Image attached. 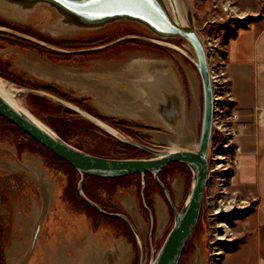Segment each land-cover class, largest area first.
I'll return each mask as SVG.
<instances>
[{"label": "rangeland", "instance_id": "1", "mask_svg": "<svg viewBox=\"0 0 264 264\" xmlns=\"http://www.w3.org/2000/svg\"><path fill=\"white\" fill-rule=\"evenodd\" d=\"M178 1L182 7L183 17L186 18L187 12L189 13L195 30L203 40L208 57V67L214 70L216 75H220L219 102L224 106L226 101L236 103L226 60L228 44L231 36L239 29L264 19V1L257 3L255 8L252 7L255 2L251 4L247 1L244 4L242 0H185L187 7L181 0ZM242 4L247 9H244ZM33 9L18 13L10 8L5 0H0V69L5 75L9 74L11 77L6 78L0 75V80L4 81L7 90H15L12 92V98L20 107L27 110L22 98L23 95H28L30 100L44 113V120H39L46 125L51 124L50 126L85 152L113 159L138 156L136 150L124 149L122 144L126 143L117 136L89 121L67 104L81 110L84 105L101 118L126 123L131 128L121 123L122 130L116 129L123 139L143 144L139 125L125 119L102 116L93 108V101L77 99L67 94L56 83L43 81L38 71L44 68L49 71L65 67L78 69L80 66L88 65L91 61L109 60L113 55L121 52L127 58L144 55L146 58L154 59L157 65L172 66L178 72L180 70L182 75L184 72L187 73L195 100L203 102L201 79L192 63L194 54L185 40H161L147 33L140 26L130 23H120L103 29L101 32L84 31L79 28L63 29L56 24V14L49 7L37 5ZM139 35L155 38L169 45L152 43L139 38ZM36 40L68 52L57 51ZM172 46L180 48L183 52L177 51ZM142 48L157 49L159 55L156 56L152 51L150 53L155 55H150L149 51H144ZM221 73L224 75L222 76ZM177 74L180 79V73ZM38 85L53 87L68 96L70 101H58L43 94L46 92L29 88ZM184 95L187 97L185 91ZM71 100H76L78 104L72 103ZM223 110L224 113L229 112L226 107ZM241 121L245 125V135L248 126L242 120V116ZM107 125L112 127L108 123ZM2 132L5 131H0V264H53L51 256H60L64 264H78L81 259L87 257L86 263L93 264V243L96 245L100 241H105L110 244L111 240L115 241V245L121 246L124 241L122 235L130 238V243L127 245L131 248L129 253L132 252L131 255L133 254L135 258L132 264H140L141 248L127 221L114 215H107V217L93 215V210L81 211L79 208L81 205L75 196L70 194L69 200L67 199L69 180L66 175L62 174V171L58 170L60 166L53 163L55 162L54 157L38 148L30 139L19 134H16L19 136L16 139ZM199 135L198 132L197 138ZM223 135L222 131L221 133L213 131V143L211 142L213 148L209 156L213 153L214 160L209 161L210 157L208 158L209 169L213 172L211 177L208 176L204 189L199 220L183 250L179 264H257L258 254L264 258V233L263 238H258L257 242L254 237L257 227L252 214L258 202L252 196H247L243 190H237L233 184L237 172L243 165L244 153L240 140L244 135L236 140V143L233 142L228 150L221 148L222 144L230 142ZM223 137L225 141H222ZM181 144L176 142L175 145L188 146ZM190 146L192 147L191 143ZM237 146L241 147V151L235 153L234 149ZM220 157H225V159ZM235 159L241 162L237 169H235ZM219 163H225L229 170L222 171L218 166ZM176 169H178L177 172H175ZM179 169L186 173L180 167L171 166L168 171L170 176L166 178L170 182L173 201L177 208L181 209L191 185L187 183L188 179L186 180L179 173ZM33 172H37L41 177L45 190L42 189ZM71 180L75 183L78 179L74 177ZM88 182L92 185L93 179H89ZM128 184L129 187L118 189L112 196H106L101 191L96 194L100 197L99 202L105 206L103 209L109 213L127 215L120 204L124 201L130 211L129 217L136 224L145 244L144 264H150L153 251L149 244H152L158 253L173 226L174 213L165 202L166 197L158 191L155 194V209L150 206L152 209L150 212L144 206V210L141 211V195L139 194L142 189L137 187L138 182L135 178L129 179ZM81 208L86 209L84 204ZM95 217L99 220L98 223L93 221ZM41 219L43 221L35 250L28 260L27 255L33 234ZM151 219L153 222L158 220L157 228L150 227ZM219 237H224V239L219 240ZM14 243L19 245L16 251L11 249ZM79 247L82 248L81 251ZM217 252L221 253L216 255Z\"/></svg>", "mask_w": 264, "mask_h": 264}, {"label": "water", "instance_id": "2", "mask_svg": "<svg viewBox=\"0 0 264 264\" xmlns=\"http://www.w3.org/2000/svg\"><path fill=\"white\" fill-rule=\"evenodd\" d=\"M181 2L187 7L185 0H181ZM5 3L18 13L33 8L35 9L37 5L49 7L51 11L56 14V24L63 29L79 28L84 31L101 32L103 29L120 23H130L140 26L155 38L161 40L183 39L190 45L194 54L192 63L200 76L203 96V114L200 135L197 138V134H193L190 136V140L187 139L192 144V147L188 145L185 148L176 147L170 150H157L155 148H149L142 143L123 139V137L121 138L111 133L122 140V142L152 154L153 158L113 159L87 153L66 142L50 126L31 115L15 101H13L14 103L10 102L0 93V115L46 149L72 165L79 172L81 178L78 183V191L81 197L97 211L105 215L121 217L129 223L141 248L140 264H144V248L136 224L132 222L128 215L122 213H109L87 198L83 192L82 185L86 176L123 178L137 174L144 176L148 172L153 173L156 181L161 185L167 195L174 213V223L158 253L155 256L152 254L150 264H179L183 250L193 234L201 214L203 193L208 181V158L213 133V96L207 56L203 40L195 30L189 13L187 12L186 18L183 17L181 20L175 0H168V2L167 0H101L99 3L94 2V0H5ZM155 38L150 37L145 39L152 43L169 45ZM36 41L57 51L68 52L50 46L45 42ZM176 50L183 52L180 48ZM162 68V81H159L160 86H158V99L161 98L162 100L157 101L156 98V101H153L152 105L154 108L153 111L163 114L167 113L170 116L169 113H171L174 108L180 112L184 110L185 95L183 85L179 78L176 80L175 77L172 79L171 76L165 79L166 74L169 75V72L172 73L173 67L168 66L166 68V66L163 65ZM155 84V88H157V81ZM190 89L193 94L192 86H190ZM43 94L63 102V100L52 95ZM67 105L97 126L101 127L99 123L107 125V123L90 115L84 110L69 104ZM169 116H164V119V117L160 115L162 119L161 123L163 126L165 125V127L168 126L169 123H172ZM182 118L181 121L183 122L184 116H182ZM174 132L178 134V136H176L177 139L185 140V138L181 136L180 130ZM172 162L183 163L192 171L190 190L181 209L177 208L169 191L158 178V174L161 170ZM42 221L43 219L39 221L34 231L30 251L27 255L28 260L35 250L41 231ZM86 258H83L79 264H86Z\"/></svg>", "mask_w": 264, "mask_h": 264}, {"label": "crops", "instance_id": "3", "mask_svg": "<svg viewBox=\"0 0 264 264\" xmlns=\"http://www.w3.org/2000/svg\"><path fill=\"white\" fill-rule=\"evenodd\" d=\"M247 1L251 4L255 2L252 5L255 8L264 0H242L244 4ZM244 4L242 7L247 9ZM125 58L121 52L109 60L91 61L78 69L65 67L49 71L44 68L38 72L43 81L56 83L67 94L93 101V108L102 116L156 127L162 119L153 111L152 104L156 98L159 101L158 86L162 81L163 65H157L154 59L142 55ZM226 60L233 95L242 120L248 126L240 140L243 165L233 184L237 190H243L258 202L252 214L257 227L254 236L257 242L264 233V19L239 29L231 36ZM156 81L157 88L154 87ZM120 204L130 216L124 201ZM110 242L112 245L105 241H100L98 245L93 243V264L133 263L135 258L132 252L129 253L131 248L127 243L122 241V245L118 246L115 241ZM79 249L82 250L81 247ZM257 264H264L260 254Z\"/></svg>", "mask_w": 264, "mask_h": 264}, {"label": "flooded vegetation", "instance_id": "4", "mask_svg": "<svg viewBox=\"0 0 264 264\" xmlns=\"http://www.w3.org/2000/svg\"><path fill=\"white\" fill-rule=\"evenodd\" d=\"M139 38L145 39L146 37L139 35ZM142 49L144 51H149V53L152 51L153 53L156 54V56L159 55L157 53L159 50H157V49H153V50H151L149 48H142ZM154 51H156V52H154ZM153 53H150V55L153 54ZM155 54H153V55H155ZM142 57H145V56L142 55ZM177 73H180L179 75L181 76V78L179 80L181 81V84L183 85V89H184V91L186 93V96H187V97H185V101H184V108H183L184 110H181V112H180V111H177L176 108H174L173 111L171 113H169L170 116L167 113L163 114V113H160V112H155L156 115L159 116L158 118H160V115L163 116V117L164 116L166 117V115L170 117V119L172 120L171 121L172 123H169L168 126H166V127H165V125L163 126V124L161 122H159V125L156 126V127L143 126V125L140 126L139 125L138 128H139L140 138L141 139L143 138V142L145 143V144L143 143V145H145V146H147L149 148L151 147V148H155L157 150H161L159 148H164V149H169V150L170 149H174L176 147L185 148L186 146H176L175 145L176 142L177 143L180 142V144L181 143L186 144L185 141L190 140V138H191L190 136L191 135L197 134V136H198V132L200 133V131H201V122H202V114H203V102L196 101L195 98L193 97V94H192L191 89H190V86H191L190 85V81H189L188 76H187L188 74L184 72V74L182 75L180 70L178 72V70L173 67L172 68V73L169 72V75L166 74L165 75L166 76L165 79H168V77L172 76L171 77L172 79H173V77H175V79L178 80V76H177L178 74ZM159 100H162V99L160 98ZM182 116H184V121L183 122L181 121V119H183ZM165 117H164V119H165ZM167 119H168V117H167ZM171 129H173V130H171ZM176 130H180V134H181V136H183L185 138V140H180V139L176 138V136H178L177 132H174ZM149 136H151V138ZM154 138H155V140H154ZM148 139L151 142L147 141ZM163 139H164L165 143H164ZM172 140H173V142H172ZM174 142H175V144H174ZM142 151H143L144 154H143V157H141V158H153L152 154H150V153H148V152H146L144 150H142ZM147 155L148 156L150 155V157H148ZM173 164L185 165V164L180 163V162H172V163L167 164L161 170V172L158 174V178H159L160 182L169 191L171 198H172V193H171V190H170L171 187H170V182L167 180V178H168V176H170L169 175L170 172H168V171L170 170V166L173 165ZM185 166L188 167L187 165H185ZM33 173L35 174V178L37 179V181L40 182V185L42 186V189L45 190L44 184L41 183V181H42L41 177L37 174V172H33ZM147 174H151L152 177L154 178V180L156 181L155 176H154L153 173H149L148 172L144 176L139 174V175H141V188L140 189H142L141 193L139 194V196L141 195V200H140V209H141V211L144 210V206H145V208L147 210L149 209L150 212L152 210L150 206H152L155 209V206H156L155 194H156L157 191L160 194H162L164 197H166V199H165L166 201L165 200L164 201L167 202L169 207L171 208V205H170V203L168 201L166 193L164 192L163 188L161 187V185L157 181H156L157 188H155V192H154V189H153V191L151 192V196L150 195L148 196V193L146 192V179H145ZM162 199H163V197H162ZM149 200L153 201L152 205H150V204L148 205L147 204L149 202ZM143 217H144V215H143ZM152 220L153 219H151L149 221L150 227L154 226L155 228H157L158 220L156 222H153ZM141 234H142V232H141ZM140 237H141V235H140ZM122 240H124L127 244L130 243L129 242L130 238L129 237H125L124 235H122ZM141 241H142V244H143V248H145V244H144V241H143L142 237H141ZM16 244H18V243H14V245L12 246V248H11L12 251H16V250L19 249V245H16ZM133 245L135 246V243H133ZM149 246L151 247V250L154 251V248H153L152 244L151 245L149 244ZM50 259L52 260L53 264H64L63 262H61L60 256H51Z\"/></svg>", "mask_w": 264, "mask_h": 264}, {"label": "trees", "instance_id": "5", "mask_svg": "<svg viewBox=\"0 0 264 264\" xmlns=\"http://www.w3.org/2000/svg\"><path fill=\"white\" fill-rule=\"evenodd\" d=\"M8 68L10 69V66H8ZM7 69V68H6ZM0 75H4L6 78H11L9 77V74H4V72H2V70L0 69ZM26 85V84H25ZM29 88H34L36 90H41L43 92H46L50 95H53L59 99L62 100H68L70 101V99L68 98V96L58 92V90H56L53 87H50L48 85H38L37 87H29ZM72 103L78 104V102H76V100H71ZM82 106V104H80ZM79 105V106H80ZM82 109L85 110L87 113H89L90 115L98 118L99 120L110 124L112 127H114L115 129H121V123L122 122H118L116 120H109L106 118H101L99 116H97L96 114L92 113L90 110L87 109L86 106H82ZM73 113V112H71ZM47 123V122H46ZM123 126L125 127H129L131 128L129 125H127L126 123H122ZM48 126H50L49 124H47ZM62 139H64L66 142H68L69 144L75 146L76 148L83 150L82 148H80L79 146H76L75 144L71 143L69 140H67L62 134H60L54 127L50 126ZM121 127V128H120ZM3 128V129H2ZM122 130V129H121ZM0 131H5L2 132V134H7L8 136L11 135V137H15L16 139H18L19 136H17L18 134L22 137H25L26 139H30L32 142H34L36 144V146L44 151H46L48 153L49 156H53L55 159V162H53L54 164H57L60 166V169L54 167V169H58L60 171H62L63 175H66L68 178V187H69V194L66 195L67 199L70 198L69 195L72 194L73 196H75V198L77 199V201L79 202V205H81L79 208L81 211L84 212H88L89 210H93V215L94 214H98L100 216L103 217H107L104 216L103 214L99 213L97 210H95L92 206H90L84 199L81 198L78 190H77V181L79 180V172L71 165H69L67 162H65L63 159L59 158L58 156L52 154L50 151H48L47 149H45L43 146H41L40 144H38L37 142L33 141L26 133L22 132L18 127H16L13 123H11L9 120H7L6 118H4L3 116L0 115ZM16 132V133H15ZM17 134V135H16ZM124 149L127 150H136L138 156H135L133 158H141L143 157V151L140 150L137 147H134L132 145L129 144H122ZM84 151V150H83ZM130 158V157H128ZM122 159V158H120ZM48 161V160H47ZM54 166V165H53ZM62 166V167H61ZM65 166H67V168H65ZM171 166H176L177 168L180 167L182 168L186 173H183L182 170L179 169V173L182 174L186 180L188 179L187 183H189L191 185L192 182V174H191V169L189 167H186L185 165H181V164H173ZM170 166V167H171ZM53 169V170H54ZM178 171V169L175 170V172ZM76 177L78 180H76L75 183L72 182V178ZM81 178V176H80ZM137 179V187L141 188V175L137 174V175H131V176H127V177H123V178H100V177H95V176H86L85 180L83 182L82 188H83V192L85 194V196L87 198H89L90 200H92L93 202H95L96 204H98L99 206H101L102 208L105 207L103 204H101L100 201V197L96 194L98 193V191L104 192L109 196H112L114 193L117 192L118 189H121L123 187H129L130 185L129 183V179ZM89 179H93V184L89 185L88 181ZM146 192L148 193V196L151 194V192L153 191L154 188H157V183L154 180V178L152 177L151 174H147L146 175ZM62 196H64V194H62ZM101 196V195H100ZM65 197V196H64ZM110 199V197H108ZM69 200V199H68ZM71 200V199H70ZM150 205H152L153 201L149 200L148 202ZM84 204V208L86 209H82L81 207H83ZM94 217V216H93ZM93 221L96 223H98L97 221H99L98 219L93 218ZM116 227V226H115ZM119 227V226H117Z\"/></svg>", "mask_w": 264, "mask_h": 264}, {"label": "built area", "instance_id": "6", "mask_svg": "<svg viewBox=\"0 0 264 264\" xmlns=\"http://www.w3.org/2000/svg\"><path fill=\"white\" fill-rule=\"evenodd\" d=\"M205 51H206V49H205ZM206 56H207V52H206ZM207 63H208V57H207ZM208 69H209L210 81H211V86H212V96H213L212 129L214 132L219 131L221 133V131H222L224 134L223 136L226 137V140L230 141L228 143L222 144V147H221L223 150H225L224 148H226V150H228L231 147V144H233V142H235L240 137H242V135H244L245 125H243V123L241 121V114L239 112V109L237 108L236 103L233 104L230 101H226L225 106H224V105H222V103L219 102L218 84L220 82V79H219L220 75H216V73H214V70H210L209 67H208ZM223 75H224V73L222 74V76ZM224 107H226L227 110H229L228 113H224V110H223ZM223 123H225V124H223ZM222 141H225V138ZM211 142L213 143V133H212V141ZM212 148H213V146L211 144L210 152L212 151ZM234 151H235V153L240 152L241 147L240 146L235 147ZM212 155H213V153L210 154L209 161L214 160ZM220 158L225 159V157H220ZM209 161H208V176L211 177V175H212L211 173L213 171L211 172V169H209V167H210ZM235 165H236L235 169L240 167L241 162L239 161V159H235ZM218 166H219V168H221L222 171H228L229 170L228 167L225 165V163H219ZM222 175H223V173H222ZM223 181H224V179H223ZM219 240H223V239H219ZM219 253H221V252H217L216 255H219Z\"/></svg>", "mask_w": 264, "mask_h": 264}, {"label": "bare ground", "instance_id": "7", "mask_svg": "<svg viewBox=\"0 0 264 264\" xmlns=\"http://www.w3.org/2000/svg\"><path fill=\"white\" fill-rule=\"evenodd\" d=\"M175 3H176V6L179 10V16L182 20L183 16H182V7L179 3L178 0H175ZM12 16V15H11ZM176 49H178V47L176 46H172ZM6 84L4 83V81H1L0 80V93L7 98V100H9L10 102L14 103L13 99H12V92H14L15 90H7V87L5 86ZM156 86V84L154 83V87ZM11 93V94H10ZM22 101L23 103L25 104V106L27 107V111L33 115L34 117L40 119V120H44L43 119V116H44V113L42 112V110L39 108V106L35 105V103L33 101L30 100V98L28 97V95H23V98H22ZM99 125L101 127H103L105 130L109 131L110 133L114 134V135H117V136H121V134L114 128L110 127L109 125H106V124H100ZM185 143L187 145H190V142L189 141H185ZM219 239H224V237H220ZM157 253H156V250L153 251V255L155 256Z\"/></svg>", "mask_w": 264, "mask_h": 264}, {"label": "snow or ice", "instance_id": "8", "mask_svg": "<svg viewBox=\"0 0 264 264\" xmlns=\"http://www.w3.org/2000/svg\"><path fill=\"white\" fill-rule=\"evenodd\" d=\"M94 2L99 3V2H101V0H94Z\"/></svg>", "mask_w": 264, "mask_h": 264}]
</instances>
